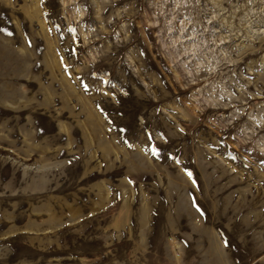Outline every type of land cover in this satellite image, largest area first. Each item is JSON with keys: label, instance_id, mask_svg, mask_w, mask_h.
<instances>
[{"label": "rangeland", "instance_id": "1", "mask_svg": "<svg viewBox=\"0 0 264 264\" xmlns=\"http://www.w3.org/2000/svg\"><path fill=\"white\" fill-rule=\"evenodd\" d=\"M0 264H264V0H0Z\"/></svg>", "mask_w": 264, "mask_h": 264}, {"label": "snow or ice", "instance_id": "2", "mask_svg": "<svg viewBox=\"0 0 264 264\" xmlns=\"http://www.w3.org/2000/svg\"><path fill=\"white\" fill-rule=\"evenodd\" d=\"M154 151H155V149H154ZM189 175H191V174L189 173Z\"/></svg>", "mask_w": 264, "mask_h": 264}]
</instances>
